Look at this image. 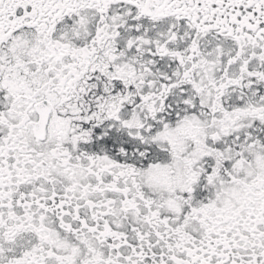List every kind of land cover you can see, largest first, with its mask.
<instances>
[{
  "label": "snow or ice",
  "instance_id": "obj_1",
  "mask_svg": "<svg viewBox=\"0 0 264 264\" xmlns=\"http://www.w3.org/2000/svg\"><path fill=\"white\" fill-rule=\"evenodd\" d=\"M0 264H264V0H0Z\"/></svg>",
  "mask_w": 264,
  "mask_h": 264
}]
</instances>
